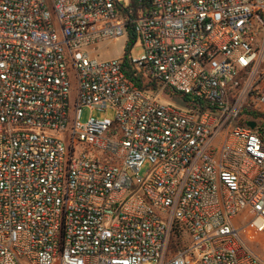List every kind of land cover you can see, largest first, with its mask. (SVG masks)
<instances>
[{"label":"built area","instance_id":"2783aa9c","mask_svg":"<svg viewBox=\"0 0 264 264\" xmlns=\"http://www.w3.org/2000/svg\"><path fill=\"white\" fill-rule=\"evenodd\" d=\"M130 29L144 88L90 50ZM255 244L264 0H0V264H264Z\"/></svg>","mask_w":264,"mask_h":264},{"label":"rangeland","instance_id":"374dc122","mask_svg":"<svg viewBox=\"0 0 264 264\" xmlns=\"http://www.w3.org/2000/svg\"><path fill=\"white\" fill-rule=\"evenodd\" d=\"M129 0H121L123 3H127ZM128 37L126 35L118 38L117 40L103 42L94 47L90 50L94 57L98 58L99 60H113V59H120L123 58L126 48V43L128 41ZM143 53V49L139 43L135 44V48L132 51L133 56H140ZM160 102L164 104L170 105H178L180 107H185L186 105L184 102L181 101L180 95L172 96L170 93L165 92L160 96ZM117 117L116 110L112 107H109L106 110L100 109H91L85 107L82 109L80 120L82 123H87L91 118L95 120H104L110 119L111 121H115ZM151 169L150 163H145L142 167L139 177L146 178L148 175V171ZM137 180V179H135ZM254 249L261 252L264 251V247L261 244L253 245Z\"/></svg>","mask_w":264,"mask_h":264},{"label":"trees","instance_id":"16d2710c","mask_svg":"<svg viewBox=\"0 0 264 264\" xmlns=\"http://www.w3.org/2000/svg\"><path fill=\"white\" fill-rule=\"evenodd\" d=\"M135 42H136L135 34L133 33L132 29H130L128 41L126 43L125 53L123 56L124 60H125L124 68H125L127 74L130 76V78L136 83V85L141 87V88H144V83L139 78H137L135 76V70L129 64L130 50H131V47L134 45ZM178 243L179 242L174 243V240H173V244L171 247L173 249H177Z\"/></svg>","mask_w":264,"mask_h":264},{"label":"water","instance_id":"95a60500","mask_svg":"<svg viewBox=\"0 0 264 264\" xmlns=\"http://www.w3.org/2000/svg\"><path fill=\"white\" fill-rule=\"evenodd\" d=\"M251 126H252V127H254V126H255V124H251Z\"/></svg>","mask_w":264,"mask_h":264}]
</instances>
